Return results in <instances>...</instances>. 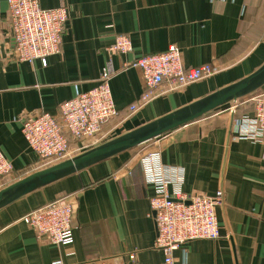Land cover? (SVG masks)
Returning <instances> with one entry per match:
<instances>
[{
    "label": "crops",
    "instance_id": "crops-1",
    "mask_svg": "<svg viewBox=\"0 0 264 264\" xmlns=\"http://www.w3.org/2000/svg\"><path fill=\"white\" fill-rule=\"evenodd\" d=\"M39 4L65 6L69 18L60 51L44 62H28L14 56L7 4L0 0V152L16 170L0 181V189L44 168L36 165L37 155L27 144L19 117L39 110L57 114L62 102L94 87L106 68L114 72L109 84L118 114L104 124L101 141L77 153L233 83L264 61V0ZM116 35L128 37L130 52L110 50ZM171 44L179 47L185 65L212 62L218 70L179 90L164 86L130 112L143 88L140 70L123 63L165 51ZM228 103L2 207L0 264H100L102 259L160 264L163 253L154 247L156 227L149 206L154 191L140 162L151 152H158L163 164L182 169L183 191L213 195L223 190V202L216 207L220 236L190 240L174 252L176 258L188 264H264V143L237 137L235 120L251 114L252 105ZM58 198L73 206V240L63 245L38 238L21 219Z\"/></svg>",
    "mask_w": 264,
    "mask_h": 264
},
{
    "label": "built area",
    "instance_id": "built-area-1",
    "mask_svg": "<svg viewBox=\"0 0 264 264\" xmlns=\"http://www.w3.org/2000/svg\"><path fill=\"white\" fill-rule=\"evenodd\" d=\"M6 4L16 59L44 62L47 56L60 51L69 18L65 6L43 8L39 0H6ZM110 50L128 53L132 45L127 36L116 35ZM123 65L140 70L143 88L140 99L130 104V112L161 93L164 86L166 90H179L218 70L212 62L185 65L175 44L159 53L141 54ZM113 73L106 68L94 87L79 91L62 102L55 115L39 110L19 117L27 144L37 155V166L52 165L101 141L104 124L118 114L109 84ZM249 100L252 113L235 120L239 128L237 137L264 143V86ZM140 162L145 181L154 191L149 206L156 227L154 247L163 253L160 264H188L176 258L174 252L190 240L220 236L216 207L223 202V190L218 189L213 195L183 191L182 169L163 164L158 152L147 153ZM15 171L12 161L0 152V181ZM72 214V204L65 198H58L28 211L21 219L38 238L63 245L73 240ZM129 256L134 257L133 254ZM100 264L111 263L102 259Z\"/></svg>",
    "mask_w": 264,
    "mask_h": 264
},
{
    "label": "water",
    "instance_id": "water-1",
    "mask_svg": "<svg viewBox=\"0 0 264 264\" xmlns=\"http://www.w3.org/2000/svg\"><path fill=\"white\" fill-rule=\"evenodd\" d=\"M264 85V61L239 80L73 156L36 170L0 189V209L20 197L136 147L257 91Z\"/></svg>",
    "mask_w": 264,
    "mask_h": 264
},
{
    "label": "rangeland",
    "instance_id": "rangeland-1",
    "mask_svg": "<svg viewBox=\"0 0 264 264\" xmlns=\"http://www.w3.org/2000/svg\"><path fill=\"white\" fill-rule=\"evenodd\" d=\"M258 90H259V89H258ZM258 90L255 91L254 93H252V95H248V96H245V97H243V98H240V99H238V100L235 101V102H237V103H241V102L245 101L246 104H250V105H252V101L249 100V99H250L254 94H256V93L258 92ZM233 104H235V103H234V102H233V103H228V105H233Z\"/></svg>",
    "mask_w": 264,
    "mask_h": 264
}]
</instances>
